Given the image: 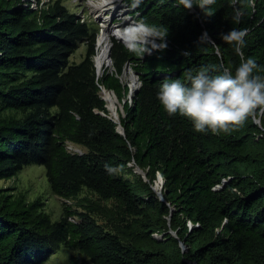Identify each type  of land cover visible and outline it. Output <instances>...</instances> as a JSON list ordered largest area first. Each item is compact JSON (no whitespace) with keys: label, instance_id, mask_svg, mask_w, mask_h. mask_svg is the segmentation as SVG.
<instances>
[{"label":"trees","instance_id":"obj_1","mask_svg":"<svg viewBox=\"0 0 264 264\" xmlns=\"http://www.w3.org/2000/svg\"><path fill=\"white\" fill-rule=\"evenodd\" d=\"M129 2L137 21L167 32V47L142 53L113 37V67L100 75L98 28L62 0H0V181L42 164L64 199L54 219L42 195L0 185V264H50L65 247L95 264H264V109L230 131L202 132L156 95L166 77L200 65L234 70L241 56L221 35L233 27L247 28L244 55L264 74V0H248L240 21L227 0L210 14L183 0ZM205 29L212 41L200 39ZM82 41L86 55L72 61ZM128 62L140 80L132 100ZM104 87L124 99L125 133Z\"/></svg>","mask_w":264,"mask_h":264},{"label":"clouds","instance_id":"obj_2","mask_svg":"<svg viewBox=\"0 0 264 264\" xmlns=\"http://www.w3.org/2000/svg\"><path fill=\"white\" fill-rule=\"evenodd\" d=\"M133 2L138 4L140 0ZM247 2L227 0L235 21L244 17L247 9L243 5ZM183 3L188 7L199 5L210 14L209 6L214 5L215 0H183ZM128 31L132 34L135 51L145 53L153 48L167 47V32L146 21H137ZM247 31V28L233 27L221 33L223 40L232 43L241 56L234 70L220 65L221 70L213 71L208 65H200L195 71H189L187 77H166L159 84L156 95L169 115L179 113L188 117L197 131L220 133L242 124L258 106L264 109V74L255 71L259 67L257 60L252 56L245 57L243 52ZM200 39L212 41L207 29ZM105 167L109 172L115 171L111 165Z\"/></svg>","mask_w":264,"mask_h":264},{"label":"rangeland","instance_id":"obj_3","mask_svg":"<svg viewBox=\"0 0 264 264\" xmlns=\"http://www.w3.org/2000/svg\"><path fill=\"white\" fill-rule=\"evenodd\" d=\"M53 0H34V6H43ZM71 10L75 11L81 18L88 20L92 27L98 28V36L96 42L97 55L96 65L97 71L101 75L106 67H113V61L110 56L111 47L113 45V37H116L125 43L118 32H127L129 27L137 22L136 12L137 8L132 6L129 0H112L107 6H104V0H62ZM101 4V8L98 6ZM103 6V7H102ZM104 41V42H103ZM108 45V55L106 61L102 66L98 64V58L103 50L104 45ZM87 51V43L80 42L77 51L71 56L72 61H81ZM122 80L129 85L130 92L127 97H131L134 93L132 82L136 78L137 85L139 84V77L133 66L130 64L125 67L121 74ZM105 87L102 89V95L105 96ZM117 97V104L119 114L124 111V105L121 98L115 92ZM108 105L109 100H107ZM113 116H115L112 112ZM77 151H82L84 148L72 144L70 146ZM159 181V179H158ZM157 181V183H158ZM156 183V184H157ZM1 186H16L18 190H22L28 194L30 198L42 195L47 203V209L51 212L54 219H61L63 212L64 199L56 195L49 184L46 174V167L42 164L31 163L26 165L16 176L10 179L0 181ZM72 219H76L72 217ZM50 264H95L88 257L83 256L77 250L70 248H62L55 253L49 261Z\"/></svg>","mask_w":264,"mask_h":264},{"label":"bare ground","instance_id":"obj_4","mask_svg":"<svg viewBox=\"0 0 264 264\" xmlns=\"http://www.w3.org/2000/svg\"><path fill=\"white\" fill-rule=\"evenodd\" d=\"M111 1L112 0H104V4L103 5L107 6V5H109L111 3ZM98 6L100 7L101 4H99ZM117 34H119V36L123 40H126V42H129V43L132 42V34L129 31H127V32H123L122 31V32H118ZM108 51H109L108 45L105 44L104 47H103V50L101 51V54L99 55V58H98L99 66H102L103 62L106 61V57L108 55ZM136 86H137V81H136V78H134V80L132 82V88H135ZM104 91H105V98H106V100H109V103H110L108 106H110V108L112 109L113 114L119 120L120 119V114H119V110H118L117 97H116L115 92L111 91L108 88H105ZM157 187L160 188V182L159 181H158V186Z\"/></svg>","mask_w":264,"mask_h":264},{"label":"water","instance_id":"obj_5","mask_svg":"<svg viewBox=\"0 0 264 264\" xmlns=\"http://www.w3.org/2000/svg\"><path fill=\"white\" fill-rule=\"evenodd\" d=\"M128 65H130V62H128L126 66H128ZM136 73H137V72H136ZM137 74H138V73H137ZM139 86H140V80H139V84L134 88V89H135L134 92L138 89ZM110 90L113 91V92H115V90H113V89H110ZM132 95H133V94H132ZM132 95H131V97H132ZM103 98H105V96H103ZM105 99H106V98H105ZM108 108H109V106H108ZM109 109H110V108H109ZM110 116H111L115 121H117V122L119 123V126H118L119 130H120L122 133H125L124 126L121 124L120 119L118 120L115 116L112 115V113H111ZM258 121H259V119H258ZM136 171H138L139 173H142L143 176H144L145 178H147V172L144 171L141 167H137ZM159 182H160V188L157 187V186H158V183H157V184L155 185V189H156L157 193L160 195V197H161L162 199H164V193H163L164 177H163V175H162L161 173L159 174ZM172 232H173L174 235L178 236L177 231L172 230ZM182 245H183L184 248H186V245H185L183 242H182ZM192 264H194V263H192Z\"/></svg>","mask_w":264,"mask_h":264},{"label":"built area","instance_id":"obj_6","mask_svg":"<svg viewBox=\"0 0 264 264\" xmlns=\"http://www.w3.org/2000/svg\"><path fill=\"white\" fill-rule=\"evenodd\" d=\"M156 39H157V41L159 42L160 38H159V37H157ZM131 98H132V97H130V100H132Z\"/></svg>","mask_w":264,"mask_h":264}]
</instances>
